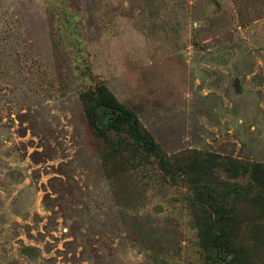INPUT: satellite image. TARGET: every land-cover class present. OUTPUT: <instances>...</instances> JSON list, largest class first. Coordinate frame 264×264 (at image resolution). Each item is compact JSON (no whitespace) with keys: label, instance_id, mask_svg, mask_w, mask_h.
Returning <instances> with one entry per match:
<instances>
[{"label":"rangeland","instance_id":"374dc122","mask_svg":"<svg viewBox=\"0 0 264 264\" xmlns=\"http://www.w3.org/2000/svg\"><path fill=\"white\" fill-rule=\"evenodd\" d=\"M208 156L264 166V0H0V264H264V198Z\"/></svg>","mask_w":264,"mask_h":264},{"label":"trees","instance_id":"16d2710c","mask_svg":"<svg viewBox=\"0 0 264 264\" xmlns=\"http://www.w3.org/2000/svg\"><path fill=\"white\" fill-rule=\"evenodd\" d=\"M102 107L111 110V128L114 130L126 131L134 140L135 144L142 148L147 153L157 154L158 149L153 143V141L142 134L138 126V121L136 116L128 111L124 106L119 105L116 100L109 96L105 102H103ZM96 112V108H95ZM109 111H107L108 113ZM219 158L208 156L204 160L206 165L210 163H216ZM219 163L228 165L229 169L236 171V174H239L243 180L241 184L239 183H218L214 184V192H216V187L223 190L225 195H233L238 199H247V200H256L262 201L264 198V166L257 162H248V161H234L233 159L225 158L219 159ZM200 168L205 169L203 163ZM207 199H216L212 195L205 197ZM213 217L209 214L206 215V227L207 230L215 228L220 233H223V230L229 232H238L239 222L232 214L222 216L219 212H214ZM227 244L231 242L230 237L227 239ZM228 249V248H227ZM224 249V252L219 251L218 257H215L216 261L220 264H250L248 255L243 251Z\"/></svg>","mask_w":264,"mask_h":264}]
</instances>
